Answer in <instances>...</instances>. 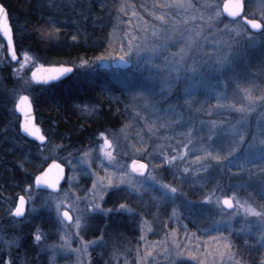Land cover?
I'll use <instances>...</instances> for the list:
<instances>
[{"label": "rangeland", "instance_id": "rangeland-1", "mask_svg": "<svg viewBox=\"0 0 264 264\" xmlns=\"http://www.w3.org/2000/svg\"><path fill=\"white\" fill-rule=\"evenodd\" d=\"M224 1L226 0H216V3L222 6ZM245 2L246 14L249 18L264 20V15H262L264 14V0H245ZM165 3H168V0H145L141 8L142 12L137 13L135 9H131L127 21L129 27L127 36L120 40L116 55L100 61L97 68L110 74L111 77H142L146 80L158 81L161 86L160 91L166 99L174 95L176 90L178 96L174 95L175 98L171 102L182 103L184 112L180 115L179 121L189 122L191 127L186 132L176 131L177 133L170 134L167 132H171L172 126L178 122H169L164 128V133H160L161 126L157 128L156 125L157 115L153 119L154 115L144 111L147 106L143 111L135 106L134 115L142 124L141 126L136 125L135 137H132L127 129L117 132L107 131V138L113 141L115 148L114 160H108L105 157L106 142L105 138L100 135L101 132L95 133L92 144L80 145L79 148L73 149L53 138L44 151L40 152L41 161L47 163L45 168L53 161L64 164L67 177L61 189L69 193V204L72 205L69 210L72 211L73 217L76 216L78 204L79 212L84 218L79 233L76 232L71 221L68 222L67 232H65L55 209L50 206L51 202L49 205L41 206L44 205L51 191L39 189L36 186L31 194L27 187L22 192L25 196L35 197L36 210H32V200L29 199L24 215L19 218L15 217L14 207L18 203V196L8 216L31 221L42 209L47 210L46 212L58 222L57 244L48 249L51 264H93V255L99 252L100 246L113 249L111 260L109 256L105 260L111 264H201L206 253L208 264H253L251 260L256 255L257 263L264 264V243L259 242L257 235L259 227L253 223L259 221L260 218L250 213L245 214L244 208L240 205L250 203L233 186L234 179L243 175L252 177L253 174L258 176L264 174V145L259 144V138L264 136V103L257 101V106L250 113L241 112L233 106L248 103L245 89H250L251 94L256 97L264 95L259 90L258 84L255 85V82L246 84L245 78L242 79L233 74L234 70L239 71L241 65H247L244 60L247 50L259 48L264 43V39L257 36L256 42L253 43L244 33L237 36L231 27L232 22L226 20L227 18L222 13L214 23L210 24L206 17L213 14V9L207 7L208 0H192V3L197 6L195 9L162 7ZM161 14L164 15L165 20L160 19ZM201 15H205V18L200 19ZM189 17H196V19H189ZM226 24L229 25L228 28H225ZM201 26H203L202 32L192 49L188 52H181L185 45V38L194 31H200ZM49 30L47 26L39 30L43 43L51 40ZM129 42L135 46L133 52L140 47L148 49L153 46H162L154 58L148 51L140 53L139 59L130 60L133 66L127 70L113 67V62L121 59V45L124 46L123 51H128ZM0 44L4 45L0 47V83L6 74L14 81V84L5 90L6 95L2 102L11 101L10 110L16 113L15 105L18 96L25 94L31 88L33 83L30 74L34 68L42 64V59L30 54L29 63L24 65L21 71L20 65L24 60L23 51H27L25 47L16 43L19 56L17 61L9 55L8 46L1 36ZM229 45L232 47L230 62L225 64L223 69L218 70L216 57L226 52ZM181 56L184 57L183 67L177 74L174 71V62ZM194 62L197 69L195 73L192 71ZM81 67L82 70L91 68L83 64ZM189 77L191 79H188ZM194 81H200L199 85H193L192 91L186 94L185 87L193 84ZM166 82L172 83L173 87L171 89L165 87ZM141 99L143 95L138 93L132 97L135 101ZM168 106L159 112L162 118L171 120L174 116H179L180 113L176 111L178 109L175 105ZM242 117L244 119H241ZM213 121L216 122L215 125L212 124ZM233 125L243 129L241 134L245 135L239 149L224 161L204 157L202 149L209 145H214L209 150L215 152L219 149L222 155L227 154L229 145L235 140L231 131ZM213 127L216 131L215 136L210 135ZM2 130L6 131L4 128ZM189 130H191L190 136L187 135ZM161 134L164 135L161 136ZM189 139L192 141L191 144H188ZM185 144H188L186 155L184 154ZM250 145L253 146L250 147ZM161 150L167 158L177 157L171 163L165 160L169 169L161 166L155 159L156 155L161 156L159 153ZM86 152L89 153L87 158L84 157ZM197 157L201 159L197 160ZM88 159L91 163L87 162ZM133 159L144 160L149 164V172L143 176L146 184L143 191L133 190L126 178L123 183L120 179L121 172L130 171ZM201 164L205 165L204 170H201ZM73 165H75V171H73ZM150 172L155 174L157 181L162 179L168 181L166 178H173L174 181L168 184L174 185L178 191L163 199H158L157 197L162 194V185L151 180ZM210 172H212L211 180H214L215 184L211 192L205 195L211 194L213 199L209 201L204 199V196L201 200L206 204L205 217L201 218L193 210L183 211L181 206L177 205L176 197L187 196L186 189H184L186 186L199 192ZM106 176H111L112 184H108L107 180H100V177ZM210 176L208 175V178ZM94 183L95 188H93ZM40 191L47 194L39 201ZM118 191H124L128 197L135 199L134 205L138 209L134 205L121 207V204H116L113 208L106 207L108 206L105 203L108 195ZM200 193L203 192L200 191ZM233 193L236 194L234 206L227 209L222 204V197L231 196ZM77 196L79 200H76ZM217 197L221 198L220 203L217 202ZM96 202L102 203L103 209H111V211L93 210L91 205ZM122 211L138 216V230L133 244H129V240L120 238L121 236H114L113 243H108V240L104 241L102 237L88 236L91 221L96 217L105 218V228L117 235V232H113L114 226L108 222L106 224V217L112 212ZM222 217H232V219L229 221L221 219ZM205 218L210 220L209 224L202 221ZM157 219L160 221L156 222ZM249 224H252L251 231L247 227ZM92 232L93 229L90 234ZM65 235L68 236L67 242L63 239ZM81 238L89 242L87 249L84 248ZM226 240L232 242L235 258L229 259L227 254L223 261L218 255L214 258L212 253L217 249H222ZM66 243H70L71 246H65ZM77 249L80 251L78 252ZM181 250L191 251L198 255L196 257L186 254L177 255Z\"/></svg>", "mask_w": 264, "mask_h": 264}, {"label": "trees", "instance_id": "trees-1", "mask_svg": "<svg viewBox=\"0 0 264 264\" xmlns=\"http://www.w3.org/2000/svg\"><path fill=\"white\" fill-rule=\"evenodd\" d=\"M0 1L8 11L16 43L23 45L30 54L41 58L44 65L75 66V73L69 79L49 86L32 84L26 91L32 98L37 123L48 137L46 146H39L21 135L19 117L10 110L11 101L2 102L5 90L14 81L6 74L0 83V130L6 129L1 131L0 137V264H8L9 258L12 264H51L48 249L57 244L58 222L47 210L42 209L31 221L8 216L17 197L28 184H32L35 190L34 177L47 165L41 161L40 152L44 151L53 138L73 149L92 144L97 132L127 129L135 137L136 125H142L134 115L135 106L142 111L147 106L144 111L154 115L153 119L157 115L156 125L157 128L161 126L160 133H164L166 122H178L172 126L171 132H167L170 134L177 133L176 131L186 132L191 124L179 121L184 107L181 102H171L178 96L176 90L175 96L166 99L160 91L158 81L142 77H111L97 68L100 61L109 59L116 53L120 40L128 34L127 21L131 9H135L137 13L142 12L145 0ZM53 21L59 32L53 29ZM44 26L53 29L50 32L51 40L46 43H43L39 33ZM84 60L89 61L86 66H91L90 69L82 70L81 62ZM244 60L247 65H241L239 71L234 70L233 74L245 78L246 84L255 82L261 93H264V43L257 49L249 48ZM137 93H144L143 99L132 100ZM168 105H175L179 116H174L171 120L162 118L159 112L169 107ZM159 153L161 156L156 155L155 159L161 166L169 169L165 153L163 155L162 150ZM211 173L207 174L199 192L186 186L184 189L187 196L176 197L177 205L183 211L193 210L201 218L205 217L206 204L201 200L211 192L215 184L211 180ZM166 179L168 181H162H174L173 178ZM233 186L250 204L264 210V174H253L252 177L243 175L234 179ZM46 194L40 191L38 200H42V196ZM132 199L126 192L118 191L108 195L105 203L109 208L122 203L133 206L135 199ZM106 218V224L108 222L114 226L113 232L118 234L114 235L110 229L105 228V218L96 217L89 226V237H102L104 241L113 243L114 236H121L120 238L128 239L129 244H133L138 230L136 214L112 212ZM202 221L210 223L206 218ZM38 230L42 236L39 241L35 239ZM8 241L14 243L10 246ZM111 253L113 249L100 246L99 252L93 255V264H111L105 261L108 256L111 260ZM256 256L251 260L253 264H259Z\"/></svg>", "mask_w": 264, "mask_h": 264}, {"label": "snow or ice", "instance_id": "snow-or-ice-1", "mask_svg": "<svg viewBox=\"0 0 264 264\" xmlns=\"http://www.w3.org/2000/svg\"><path fill=\"white\" fill-rule=\"evenodd\" d=\"M123 7V6H122ZM162 7H175V8H188V9H195L197 6L192 3V0H168V3H165L162 5ZM208 8L213 9V14L207 15V20L209 23H214L221 15L223 10H227L232 17H237L239 18L237 21L232 22L231 27L235 30V33L237 36H239L241 33L246 34L248 38L251 39L253 43L256 42L257 36H259L261 39H264V20L262 19H249L248 15H242L244 13V0H227L226 3H224L222 6L218 5L216 3V0H208L207 4ZM155 14V13H154ZM264 15V14H262ZM200 19H204L205 15H201L199 17ZM161 20H165V17L163 14L160 15ZM189 19H196V17H189ZM247 22V24H244L243 22ZM250 24L252 29H258L261 30L259 33H254L250 31L247 27V25ZM229 25L226 24L225 28H228ZM203 26H201L200 31H194L193 33L189 34L185 38V45L181 49V52H188L192 49V47L195 45L197 41V37L201 34ZM53 29L55 32H59L58 28H55V22L53 21ZM53 29H50L49 31H53ZM155 32V29L153 30ZM0 32L3 33V35L7 38L6 39V44L10 45V51H11V57L16 59L17 61L19 60V56L17 53V45L16 41L14 38V30L13 26L11 24L10 18L8 11L3 3H0ZM75 38V37H74ZM162 45L158 46H153L148 49H145L144 47L136 48L135 52H133L134 45L129 42L128 46V51H123V45H121V52H120V58L124 59L126 61L132 60L133 58L139 59L140 53H143L145 51H148L152 54V58H154L155 54L159 51V48ZM0 47H4V45L0 44ZM232 53V47L229 45L228 50L226 52L220 53L217 57L216 60L218 61V70L223 69L225 64L230 62V55ZM113 55H116V53H113ZM23 64L20 65V70L22 71L24 65H27L29 63L30 59V53L28 51H23ZM33 60L35 59L34 57H31ZM100 59H103V57H100ZM183 59L184 57L181 56L179 60H176L174 62V71L179 74L181 67H183ZM150 62V61H149ZM82 64H88L89 61L84 60L81 62ZM75 66L71 64H60V65H50L46 66L44 64H39L36 68L35 71L32 72V77L35 78V80L38 81H52L55 79H59L66 73H71L73 71V68ZM196 67H195V62L193 66V73L196 72ZM17 74L19 75L20 72L18 71ZM188 79H191L189 77ZM200 81H194L193 84H189L185 87L184 91L186 94H189L192 89L193 85H199ZM165 87L171 89L173 87V84L170 82H166ZM139 95H144V93H138ZM245 94L247 96V104H238V105H233L237 107L241 112H251L254 107L257 106V101H260L264 103V95H261L259 97L253 96L251 94L250 89H245ZM223 95V94H221ZM31 101L32 98L29 95L26 94H20L18 96V103L15 105L16 107L19 108L20 112L24 114V121H23V127L24 131L31 133L32 136H36L39 138L41 141H46L48 140V137L45 136L44 131L39 128V125L35 124L34 122V116L32 112V107H31ZM91 110V109H89ZM241 119H244L242 117ZM30 120L32 123H30ZM166 122L165 126L167 125ZM239 123V121L237 122ZM213 125L216 124L215 121L212 122ZM149 127H153V125H149ZM231 131L235 137L234 143L229 145V150L227 151L226 155H222L217 149L215 152L209 150L211 147H214V145H209L203 147V153L204 157L206 158H211L214 159L215 161H224L227 159V157L232 156L235 151L239 149L240 144L244 141L245 135L241 134L243 132V129L236 127L235 125L231 126ZM102 137L105 138L106 146H105V157L108 160H114L115 157L113 155V152L115 150L113 141L108 139V134L106 132L100 133ZM187 135H191V130L187 133ZM210 135L215 136L216 131L213 127V129L210 130ZM192 141L191 139L188 140V144H191ZM188 144L184 145V154L186 155L188 152ZM259 144L264 145V136H261L259 138ZM253 145H250L252 147ZM111 149V150H108ZM137 151H141V149H137ZM70 155V154H69ZM84 157L87 158L89 157V153H84ZM177 157L176 156H170L168 157V163H171L173 160H175ZM197 160H200L201 157H197ZM88 163H91V160L88 159ZM101 164H103V160H101ZM64 164H60L58 161H53L51 165L48 166V168L42 172L38 176L35 177V184L37 186L39 185H47L51 189L56 190L48 193L47 199L44 202V205L41 206H46L49 205L55 209L56 215L59 218V220L62 222L65 232H67V225L68 222L71 221L76 229V232L79 233L81 224L84 223V218L79 212V206L77 204L76 206V216L75 218L73 217L72 211L69 210L70 207H72L71 204H69V193L67 191H64L61 189L60 181L64 179ZM201 170L205 169V165L201 164L200 165ZM149 169V164L145 163L144 160H136L133 159L131 161L130 165V171L127 172H121L120 179L121 182L123 183L125 181V178L127 179V182L132 186L133 190H139L143 191V189L146 187L145 184V178L143 177V174L147 172ZM73 171H75V165H73ZM187 171V169H185ZM140 173L141 177H137L135 174ZM149 177L151 180L156 181L160 185H162V194L158 196V199H163L170 194H175L178 189L172 185L168 184L162 180L157 181L156 176L154 173H149ZM101 181L107 180L108 184H112L113 181L111 179V176H106V177H100ZM103 186V185H102ZM27 189L29 193L31 194L33 185L28 184ZM96 187V184H93V188ZM235 193H233L231 196L225 195L222 197V204L226 205L228 208H232L234 206V197ZM29 199L32 200V210L35 211L37 208V205L35 203V197L34 196H25L24 194L19 195L18 203L14 207V212L17 216H23L24 213L27 210V206L29 203ZM95 200V197H93ZM204 199L211 201L213 199L212 195L209 194L208 196H205ZM76 200H79V197H76ZM217 202H221V198L217 197L216 198ZM121 207H127L126 204H121ZM240 207L244 208L245 214H252L254 216L259 217V221H254V224H257L259 227V232L257 235L259 236V242L264 243V210L257 209L255 206L251 204H242ZM91 208L93 210H105V211H111V209H103V204L96 202L91 205ZM221 219H228L231 221L232 217H227L224 218L222 217ZM248 230H252V224H249ZM35 239L37 241L42 239V236L40 235V231L38 230L35 236ZM64 241H68V236L65 235L63 237ZM82 243L85 249H87L89 242L84 241L83 238ZM14 243V241H8V244L11 246V244ZM67 247H70V243H66ZM79 252L80 250L77 249ZM186 254L189 256L196 257L198 254L193 253L191 251L184 252V250H181L180 252L177 253V255H182ZM228 255L229 259H234L235 258V251L233 250L232 242L230 240H226L223 248L222 249H217L216 252L212 253V256L215 258L217 255L219 256V259L223 261L225 255ZM8 264H12L11 258L8 260ZM201 264H208V254L206 253L204 256V259L201 261Z\"/></svg>", "mask_w": 264, "mask_h": 264}, {"label": "water", "instance_id": "water-1", "mask_svg": "<svg viewBox=\"0 0 264 264\" xmlns=\"http://www.w3.org/2000/svg\"><path fill=\"white\" fill-rule=\"evenodd\" d=\"M227 2V0L226 1H224V3H226ZM1 3V2H0ZM223 3V4H224ZM245 11H246V5H245V0H244V13H242V15H245L246 13H245ZM222 14H223V16L225 17V18H227V19H229V20H231V21H237L239 18H237V17H232L231 15H230V13L225 9V10H223L222 11ZM249 19H251V18H249ZM244 24H247V22L245 21V22H243ZM247 27L252 31V32H254V33H259L261 30H258V29H252L251 28V25L250 24H248L247 25ZM0 36L6 41V37L3 35V33L2 32H0ZM8 49H9V55L11 56V51H10V45H8ZM12 58V57H11ZM113 67H115V68H121V69H125V70H127V69H129V68H131L132 66H133V62L132 61H126V60H124V59H118V60H116V61H114L113 62ZM33 71H35V69L33 70ZM32 71V72H33ZM75 72V68H73V71L71 72V73H66V74H64L62 77H60L59 79H55V80H52V81H38V80H35V78H33L32 77V73H31V78H32V80H33V82L35 83V84H37V85H48V84H52V83H56V82H59V81H62V80H65V79H67L68 77H70L73 73ZM27 95V94H26ZM17 103H18V101H17ZM16 103V104H17ZM31 107H32V112H33V116H34V122H35V124H37V120H36V115H35V112H34V107H33V104H32V101H31ZM16 111H17V113L19 114V116L21 117V121H20V132H21V134L24 136V137H26L27 139H29V140H32V141H35L36 143H38L39 145H45L46 143H47V140L46 141H41V140H39V138L38 137H36V136H32L31 135V133H29V132H26V131H24V127H23V121H24V114L22 113V112H20V110H19V108L18 107H16ZM30 123H32V121L30 120ZM38 125V124H37ZM39 128H40V126H39ZM41 129V128H40ZM42 130V129H41ZM60 163V162H59ZM52 164V163H51ZM50 164V165H51ZM61 164V163H60ZM48 168V167H47ZM46 168V169H47ZM45 169V170H46ZM148 172H149V169H148V171L147 172H145L144 174H143V176H146L147 174H148ZM135 175H138V176H141V174L140 173H136ZM66 176H67V172H66V168L64 167V179L63 180H61L60 181V185L62 186L63 184H64V182H65V180H66ZM36 185V184H35ZM37 186V185H36ZM38 188H40V189H45V190H49V191H56V190H53V189H51L49 186H47V185H39V186H37ZM227 209H231V208H228L226 205H224ZM14 216L15 217H22V216H17L16 214H15V212H14Z\"/></svg>", "mask_w": 264, "mask_h": 264}, {"label": "flooded vegetation", "instance_id": "flooded-vegetation-1", "mask_svg": "<svg viewBox=\"0 0 264 264\" xmlns=\"http://www.w3.org/2000/svg\"><path fill=\"white\" fill-rule=\"evenodd\" d=\"M34 106V105H33ZM34 112H35V108H34ZM36 115V113H35ZM21 121V118L19 119V122ZM40 126V125H39ZM40 128L42 129V127L40 126ZM43 130V129H42ZM0 137H1V131H0ZM49 141V140H48Z\"/></svg>", "mask_w": 264, "mask_h": 264}]
</instances>
